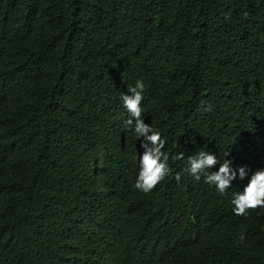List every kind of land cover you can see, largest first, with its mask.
<instances>
[{
	"label": "trees",
	"instance_id": "obj_1",
	"mask_svg": "<svg viewBox=\"0 0 264 264\" xmlns=\"http://www.w3.org/2000/svg\"><path fill=\"white\" fill-rule=\"evenodd\" d=\"M0 264H264V0H0Z\"/></svg>",
	"mask_w": 264,
	"mask_h": 264
}]
</instances>
